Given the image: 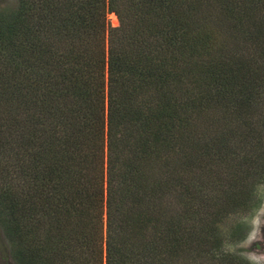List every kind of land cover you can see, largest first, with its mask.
<instances>
[{
    "label": "trees",
    "instance_id": "trees-1",
    "mask_svg": "<svg viewBox=\"0 0 264 264\" xmlns=\"http://www.w3.org/2000/svg\"><path fill=\"white\" fill-rule=\"evenodd\" d=\"M209 1L217 0L204 2ZM18 2L15 10L5 13L0 10V88H8L5 93L0 90V102L13 104L15 96L25 89L32 94L37 87L52 86L54 80L55 85L74 93L78 100L73 106L76 112L74 109L65 111L67 138H57L46 129V121L51 116L45 106L35 105L32 97L22 95L20 102L29 105L28 113L26 111L23 119H14L13 123L0 122V150L16 144L13 158L23 155L25 161L29 156V166L17 165L24 172L29 168L25 182L32 184L23 195L36 192L39 196H48L50 194L43 193H58L52 189L64 192L65 185L70 191L75 190L76 195L87 194L89 199L87 202L84 197L80 200L66 198L61 202L51 200L55 207L45 205L44 214L54 217L50 222L52 227L75 223L79 226L71 237L51 236L54 239L51 243L50 236L49 240L47 237L37 241V230L23 223V216L18 215L39 214L35 206L33 210L22 206L23 198L4 203L3 210L0 208V222L4 223L8 235H16L19 248L15 255L21 259L20 263L62 264L59 262L62 258L65 264H82V256L88 259V264H94L91 254L97 252L96 245L103 250V234L101 244H97L94 233H98L102 224L104 196L98 193L97 200L94 193L89 194L90 186L83 190L78 188L81 181L91 179L81 177V155L74 157L73 152L80 151L82 142L102 150L105 129L110 168L106 264H188L187 260L193 256L200 261L207 253L205 249L211 243V235L214 240L210 246L221 254L222 241L215 230L210 235L208 227L189 231L188 222L193 223V219L187 215V209L182 210L181 206L178 209L168 200L169 194L174 192L182 204L181 190L173 188L169 181L162 183L168 171L163 165L157 166V161L164 164L161 159L177 155L180 161L184 159L187 168L197 170L196 175L200 176L203 170L206 173L214 168L209 166L216 158L208 161L205 159L208 155L232 160L235 136L245 135L250 130L247 127L253 128L264 119V108L242 114L239 118L247 119V123L242 122L245 134L242 128L238 129L237 122L232 121H237L236 112L237 116L241 114L237 111L239 106L248 104L257 95L260 75L256 78L255 74L264 66V49H261L264 46V0H218L223 9L221 23L233 31L225 39L208 27L206 13L210 10L203 11L202 3L197 6L195 18L186 7L193 2L181 6L180 0H109L107 5L106 0ZM107 12H116L122 24L108 30V56L102 47ZM147 28L155 30V37L143 33ZM242 36L252 41L244 53ZM225 43H230L234 58L215 49V58H206L208 46L214 44L215 48L223 49ZM253 52L259 59L254 54L253 59L252 55L245 56ZM106 67L109 68L108 82L104 79ZM86 75L88 83L84 81ZM80 97L86 100V106L80 103ZM106 98L105 122L102 111ZM52 105L56 113H60L59 103ZM217 105L222 106L227 118L225 125L210 127L217 131L222 129L221 139L211 141L208 115L215 113ZM253 113L259 115L257 120ZM61 119L59 117V122ZM6 130L16 132L11 136V131L3 133ZM13 158L4 166H9ZM256 160L249 162L251 169L247 171V179L258 174ZM19 161L23 162V158ZM0 166H3L1 161ZM234 168L227 165L231 180L225 179L222 185L227 188V199L229 186L243 175ZM3 172L0 170V174ZM151 179L153 184H147ZM251 186L241 182L236 191ZM101 189L103 186L97 187ZM248 195L243 193L240 198ZM35 199L39 201L44 197ZM97 205L101 210L95 218L81 219ZM72 209L80 216L73 222ZM63 213L66 220L58 217ZM236 263L232 259V264Z\"/></svg>",
    "mask_w": 264,
    "mask_h": 264
},
{
    "label": "rangeland",
    "instance_id": "rangeland-1",
    "mask_svg": "<svg viewBox=\"0 0 264 264\" xmlns=\"http://www.w3.org/2000/svg\"><path fill=\"white\" fill-rule=\"evenodd\" d=\"M109 0H106V5L108 4ZM204 1L207 0H180V2H183L181 6H185L186 4L192 5H186L188 7L189 11L194 14V17L196 18V12H197V6L202 3L203 5V11L205 9L210 10V13L207 14V23L208 27L212 29L211 31L218 33L220 37H224L227 35L232 34V29L229 28L226 29V26L224 23H221L220 16L223 17V9L221 5L216 1H209V3H206ZM204 2V3H203ZM19 5L18 0H0V10L2 12H9L11 10H15ZM180 6V7H181ZM183 8V7H182ZM106 26L107 31L105 32V40L102 44L103 49L106 51V55L109 54L110 49V41H109V32L108 30L111 27H119L122 26L121 20L119 15L116 14V12H107L106 13ZM197 29L200 30L199 27ZM155 30L153 28H147L143 31V33L150 37H155L154 34ZM150 34V35H149ZM236 35H240L237 34ZM161 39V37H159ZM163 40V39H162ZM241 40V51L244 53L247 51V48L249 44L252 42L250 39H246L242 36L240 37ZM157 41V39H156ZM223 40L221 41V43ZM258 42V41H257ZM264 43V42H262ZM210 47V50H206V58H215V55L217 52H214V49L222 54L229 53L231 55V46L230 43H225L223 49H217L215 48V45L212 44ZM264 49V46L261 48ZM254 51V50H253ZM256 59H259V55L256 53H246L245 56L248 58V56L252 55V58L254 55ZM232 56V55H231ZM180 57V55H178ZM233 57V56H232ZM177 58V57H176ZM234 58V57H233ZM178 60V58H177ZM229 60V57H228ZM179 61H182L180 58ZM231 60L228 61L230 63ZM259 61V60H256ZM261 69V72L255 74V77L259 76L257 80L259 81V86L256 89V94L254 97L249 101L248 104L240 105L239 109L237 111L241 113L239 116H237V112L235 113V118L237 121L232 120L233 122H237L238 129L242 128V133L245 134L244 129V123H247V119H240L239 117L244 114L247 115L249 112H254L256 109L260 111L261 108H264V66L259 67ZM104 79L108 82L109 77V68L106 67L104 70ZM67 76V74L64 76V78ZM88 76L86 75V79L84 81H88ZM106 82V83H107ZM52 86L44 85L42 87H37L33 93L31 94L28 90H24L21 95L15 96V98L12 100L11 103L13 104H6L4 102H0V122L6 121L9 123H13L12 121L14 119L20 120L23 119L24 116L28 113V104L24 105L20 101H22V95L26 97H32V103L35 105H43L45 108L49 111L50 116L48 117V120L46 121L48 123V126H46L48 132L55 133L57 138H61L64 136L67 138L66 127L68 124V119L65 120V111L68 110L71 112V109H74L73 106L75 105L76 101L78 100L77 97L72 94L70 91H67L65 88H60L57 85H55L56 80L52 82ZM88 83V82H87ZM85 84V83H84ZM108 86V85H107ZM106 86V88H107ZM81 88V87H80ZM0 90L5 93L8 91V88L1 87ZM65 91V92H64ZM65 98H64V94ZM61 96L60 101L59 97ZM38 97V101H37ZM81 98V97H80ZM92 98V97H91ZM82 99V98H81ZM80 100V99H79ZM40 101V102H39ZM86 100L80 101L83 105L86 106L84 103ZM39 102V103H38ZM55 103H59L60 106V113H56V108L53 107ZM79 103V105H80ZM20 104V105H19ZM22 105V106H21ZM39 105V106H40ZM72 105V107H71ZM26 106V110H25ZM101 110V107L99 108ZM34 108L32 109V111ZM75 110V109H74ZM215 113H209L208 118V137L211 141L220 140V134L222 133V129L219 131L214 130L212 128H215V126L219 124L225 125L226 118L225 112L221 105H217V108H214ZM247 110V111H246ZM27 111V113H26ZM76 112V110H75ZM104 114V121L106 122V115L108 112V100L105 99V108L102 111ZM257 113V112H256ZM253 118L257 120L259 115H256L253 113ZM262 116H264L262 114ZM59 117L62 118L59 122ZM67 117V114H66ZM42 119V118H41ZM249 121V119H248ZM52 122V123H51ZM256 122V121H255ZM250 125V124H249ZM251 127L253 124L250 125ZM212 127V128H210ZM247 133L245 135H238L235 136L233 139V146L235 147V156L232 158V160H226L221 159V157L216 155H208L207 159L208 161L211 160V158L216 160L213 162L212 166H209L211 168L208 170V172L205 173V170L202 171L201 175H196L198 173L197 170H191L190 168H187L184 164V159H179V156H168L164 157L163 162L164 164L158 160L157 166H164V169H166L168 172L164 176V178L161 180L163 184H167L168 181L172 184L173 188H180L181 190V196L179 197L182 200V204L180 201H178V198L176 197L175 193L172 192L169 194V199L171 200L173 205L177 207L178 209L182 210L187 209V215L193 219V223L188 222V228L189 231H195L197 229H201L203 227H208L210 231H208L209 235L215 230L218 234V237L222 241V248H221V254L216 252V250L211 247L212 241L214 240L213 235L209 237L211 240V243L206 247L207 253L205 256H203V259L200 260L201 264H232V259L234 261H237L236 264H264V119H262L260 122H257V124L253 128L247 127ZM11 136L14 135L16 130H10ZM9 130L4 131L10 132ZM66 132V133H65ZM104 133V147H102V150L97 147H91L89 143L82 142V148L80 149V153L73 152V156H79L81 155V177L86 176L88 178V181L91 179L90 182H87L83 180L81 181L82 185L78 184V188L82 189L85 187L90 186L89 194L92 192L96 195V198L98 200V193L104 196V205H103V218H102V224L99 228L98 233H94V236L97 238V244H101V240L104 239L103 243V250L100 251V246H97V252H94L91 254V258L94 264H106V251H107V208H106V200L109 193V161H108V149H107V133ZM50 135V133H48ZM5 144L4 142H2ZM16 145V144H15ZM15 145H11L12 147H8L6 149L0 150V161L3 166H0V170L4 171L0 174V208L3 210V207H5L4 203L11 201L10 199H22L25 204H22V206H25L26 208H30L29 210H33L34 206L35 209L39 212V214H25L20 213L18 215L23 216V223H27L32 228L34 227L37 230V234L39 235L37 238L39 240H43L44 238L48 237V240L50 237H59V238H65V235L68 237H71V234L77 233L79 226L75 224H63L60 227H52V224L50 223L52 220H54V217L50 216V213H45V205L55 207L56 205L51 202H61L62 200L65 201L66 198L70 199H76L80 200L84 197L85 202H87L88 195L82 194V195H76L75 190H71L63 186L64 192L60 191L59 189H52V191H56L58 193H52L51 191L48 192H41L43 194H50L45 196H39L36 192H31L30 195H23L25 191H27V188L32 184H29V182H25V172L29 171V168L24 172L20 167L17 165H20V163L29 166L28 164V157L26 156V159L24 161V157L17 155V157L13 158L12 153H14ZM59 146V145H58ZM76 146L77 143H76ZM58 148V147H57ZM32 156V155H31ZM205 156V155H203ZM218 157V158H217ZM13 158V161L9 166H4L7 163L11 161ZM21 158H23V162L19 161ZM251 159H258L255 161L257 165H255V168L258 169V174L255 178L247 179V171L250 170L249 162ZM220 160V161H219ZM219 162V163H218ZM14 163H16L14 165ZM24 165V166H25ZM227 165H233L235 168H237L238 172H242L244 175L239 176V181L231 184L229 180V176L227 175ZM150 165H145L146 168H148ZM141 167H144V163L141 164ZM162 167V166H161ZM234 168V171H236ZM213 169V171H212ZM215 173V176H214ZM216 179V180H215ZM225 179H229L228 185H230L229 190L230 193L228 194V199L226 197L225 191H227L226 186H222L225 184ZM81 180V179H80ZM255 181V182H254ZM32 182V178H31ZM153 180L151 179L150 182L147 184H153ZM241 182H248L252 186L250 188H243L242 190L236 191L241 185ZM102 183V185L100 184ZM103 186V189L97 190V187ZM95 188L94 190H92ZM129 190H133L132 188H128ZM174 189V190H175ZM83 190V189H82ZM134 191V190H133ZM28 192V191H27ZM223 193V194H222ZM243 193H248V196H245L244 199H241ZM133 198H135L133 193H130ZM220 196H219V195ZM24 196V197H23ZM38 197H44V199H41L39 201H36L35 198ZM91 200V198H90ZM220 204H219V202ZM171 203V202H169ZM95 204V203H94ZM80 203L78 204V206ZM101 205V204H100ZM97 205L94 206L89 211L88 214H85V217H81V219L86 218L87 219H93V217L98 215V211L101 210V206ZM220 205V206H219ZM157 208H159V204H157ZM10 211L11 209L8 208ZM6 209V211H8ZM52 209V208H51ZM89 209V210H90ZM0 210V211H1ZM74 210L72 209V212ZM53 212V210H51ZM55 212H53L54 214ZM59 218H62L63 220H66V216L63 213L62 215L58 216ZM94 217V218H95ZM80 219V216L77 215L76 210L73 212V219L74 220ZM99 218L93 221H98ZM71 222V223H72ZM97 226V224H96ZM58 228V229H57ZM88 229V228H87ZM212 230V231H211ZM215 232V234H216ZM103 234V239H102ZM16 235H8V230L4 228V223L2 221L0 222V264H21V259L16 256L18 252L19 246L17 245V240L15 239ZM50 236V237H49ZM51 237V240L49 243L54 242V239ZM35 238V239H36ZM92 248L89 246V249ZM67 250V249H66ZM65 250V251H66ZM89 252H92V250H89ZM60 258L59 262L61 261L62 264H65L66 262L61 260ZM198 258H195V256L190 257L187 260L188 264H198ZM87 258L80 256V261H82V264H88Z\"/></svg>",
    "mask_w": 264,
    "mask_h": 264
}]
</instances>
